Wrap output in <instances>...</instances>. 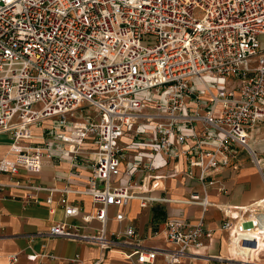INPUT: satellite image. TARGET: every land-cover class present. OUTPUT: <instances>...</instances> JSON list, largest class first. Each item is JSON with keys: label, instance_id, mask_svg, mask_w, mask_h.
Listing matches in <instances>:
<instances>
[{"label": "built area", "instance_id": "obj_1", "mask_svg": "<svg viewBox=\"0 0 264 264\" xmlns=\"http://www.w3.org/2000/svg\"><path fill=\"white\" fill-rule=\"evenodd\" d=\"M262 35L264 0H0V134L10 140L0 190H21L23 202L44 192L48 211L57 206L63 217L47 235L117 249L132 264L157 256L264 264V195L224 206L216 226L224 256L200 250L214 232L203 218L212 205L205 188L225 192L214 171L242 149L264 179L250 131L264 127ZM179 157L200 185L184 202L202 214L167 218L168 246H145L109 208L169 201L154 192ZM52 160L69 164L66 182L32 181ZM82 166L86 183L72 188ZM69 194L86 195L89 208Z\"/></svg>", "mask_w": 264, "mask_h": 264}, {"label": "crops", "instance_id": "obj_2", "mask_svg": "<svg viewBox=\"0 0 264 264\" xmlns=\"http://www.w3.org/2000/svg\"><path fill=\"white\" fill-rule=\"evenodd\" d=\"M38 134V129L32 131ZM256 137L252 136L251 144L258 157L264 160V127L256 130ZM10 140L7 134H0V158L8 156V144ZM70 166L67 162L54 160L44 163L41 170L31 175L32 181L43 185L61 186L66 182ZM175 174L168 176V170ZM184 161L179 157L175 162L168 164L167 168L160 171L166 177L159 183L160 189L155 195L169 199L167 202H150L145 207H139L137 199H128L119 207H110L112 216L123 214L138 234L140 243L148 247H167L163 231L164 221L170 217L182 216L191 222L201 216L197 205L185 203L191 190L200 191V185L195 178L185 177L182 173ZM80 176L70 177L72 188L81 189L86 183L87 167H78ZM167 171V172H166ZM264 171V169H263ZM22 174V171H20ZM213 178L219 180L225 192H216L212 187H206L207 199L212 203L203 215L205 225L214 229L210 241L200 249L211 255L226 254L225 233L216 229L223 219L225 205H246L264 195V179L254 165L249 161L247 154L242 149H237L235 158L224 167H218ZM2 180L5 176L0 175ZM23 192L19 189L4 188L0 190V264H132L124 253L117 249L101 251L94 246L79 241H71L63 238L52 237L45 230L54 222L63 219L61 210L57 206L53 212L48 211V205L44 202L45 193L37 194L38 201L23 202ZM53 204L56 194H53ZM69 199H80L84 209L89 208V199L86 195L69 194ZM109 229L116 226L114 220L108 224ZM39 231L40 234L26 240V235ZM36 254L34 259H28L27 254ZM10 255H16L11 262ZM47 255L55 256L49 258ZM76 259L73 260V257ZM150 264H165L160 256H157ZM177 264H235L229 261H216L213 259H198L196 261L181 260Z\"/></svg>", "mask_w": 264, "mask_h": 264}, {"label": "rangeland", "instance_id": "obj_3", "mask_svg": "<svg viewBox=\"0 0 264 264\" xmlns=\"http://www.w3.org/2000/svg\"><path fill=\"white\" fill-rule=\"evenodd\" d=\"M258 40L259 41H261L262 43H264V35H262V36H259L258 37ZM33 129V131H36V128H32ZM251 131V133H252V136H255L256 137V131H254V130H250Z\"/></svg>", "mask_w": 264, "mask_h": 264}]
</instances>
